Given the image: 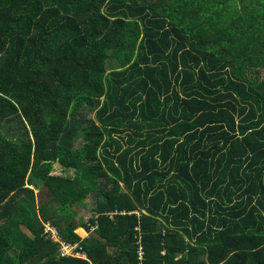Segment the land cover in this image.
Segmentation results:
<instances>
[{
  "label": "trees",
  "instance_id": "16d2710c",
  "mask_svg": "<svg viewBox=\"0 0 264 264\" xmlns=\"http://www.w3.org/2000/svg\"><path fill=\"white\" fill-rule=\"evenodd\" d=\"M0 264H264V0H0Z\"/></svg>",
  "mask_w": 264,
  "mask_h": 264
},
{
  "label": "rangeland",
  "instance_id": "374dc122",
  "mask_svg": "<svg viewBox=\"0 0 264 264\" xmlns=\"http://www.w3.org/2000/svg\"><path fill=\"white\" fill-rule=\"evenodd\" d=\"M111 66L109 67V71L111 70ZM54 174L56 175H66L67 172L66 171H63L62 168L58 165V164H55V170H54ZM38 192V191H36ZM79 217L77 218V221L79 222V220L83 221V222H87L90 217L92 216V209H91V200L90 199H87L86 201V204L81 206L79 208ZM79 229H82V230H79ZM53 231L52 234L55 235V237H57V231L55 229H51ZM79 230V231H78ZM76 233L83 239L87 238L88 236H90V233L87 232L84 228H78L76 230Z\"/></svg>",
  "mask_w": 264,
  "mask_h": 264
},
{
  "label": "built area",
  "instance_id": "2783aa9c",
  "mask_svg": "<svg viewBox=\"0 0 264 264\" xmlns=\"http://www.w3.org/2000/svg\"><path fill=\"white\" fill-rule=\"evenodd\" d=\"M51 227H47V232H51L53 230H51ZM54 229V228H53ZM52 233V232H51ZM52 239L55 242H60L61 243V248H60V254L63 257H82V258H86V255L82 252V246L79 244H71V243H67L61 240V238L59 237L58 233H57V237H55L54 234H52ZM142 248L140 249V256H142Z\"/></svg>",
  "mask_w": 264,
  "mask_h": 264
},
{
  "label": "bare ground",
  "instance_id": "6f19581e",
  "mask_svg": "<svg viewBox=\"0 0 264 264\" xmlns=\"http://www.w3.org/2000/svg\"><path fill=\"white\" fill-rule=\"evenodd\" d=\"M80 230H82V229H80Z\"/></svg>",
  "mask_w": 264,
  "mask_h": 264
}]
</instances>
